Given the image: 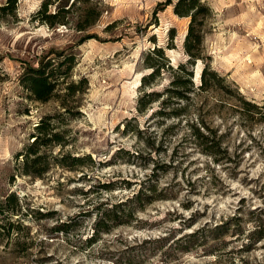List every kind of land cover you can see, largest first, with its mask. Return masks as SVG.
<instances>
[{
    "label": "rangeland",
    "instance_id": "374dc122",
    "mask_svg": "<svg viewBox=\"0 0 264 264\" xmlns=\"http://www.w3.org/2000/svg\"><path fill=\"white\" fill-rule=\"evenodd\" d=\"M67 1L68 9L73 0H52L49 13ZM167 1L75 3L68 27L39 20L47 0L0 9V198L14 191L28 212L21 244L0 240V264H264V0H207L213 13L203 29L204 59L192 67L196 93L171 100L175 72L165 67L145 89L162 97L140 111L150 53L162 48L167 61L154 55L152 62L174 69L190 57V18ZM96 6L95 25L78 31V17ZM89 34L98 37L78 44ZM52 52L76 58L42 102L23 78ZM206 64L224 79L201 90ZM69 84L77 90L71 96ZM45 118L63 146L41 150L50 162L45 175L21 174L22 154ZM62 154L91 159L70 170L59 165ZM150 181L156 191L146 189ZM140 190L154 201L92 237L99 211ZM70 219L71 231H60Z\"/></svg>",
    "mask_w": 264,
    "mask_h": 264
},
{
    "label": "trees",
    "instance_id": "16d2710c",
    "mask_svg": "<svg viewBox=\"0 0 264 264\" xmlns=\"http://www.w3.org/2000/svg\"><path fill=\"white\" fill-rule=\"evenodd\" d=\"M1 1V0H0ZM89 0H73L72 6L75 3L83 4ZM4 5L0 4V9L4 11L15 10L18 0H6ZM1 3V2H0ZM167 5L174 6V12L180 17L190 18V24L188 33L185 38V51L190 56L186 62L179 64L175 69L174 66L167 63L157 64L152 62L154 55L158 59L163 58V61L166 60L165 52L162 48H155L147 57L148 68H151L152 71L143 76L142 85L144 87L142 97L139 103V110L144 111L147 106L152 104L155 101L160 100L162 93L156 90L145 91L147 87H152L155 79L161 75L162 68H169L174 70V79L170 83V87L167 88V93H170L171 100H185L190 99L197 91V87L194 84V72L192 67L198 59L203 58V43H204V26L207 23L208 18L212 15V8L209 6L207 0H168ZM52 5V0H47L43 7L38 11V18L40 21L46 22L51 27L56 26H70L72 21L70 20V6L68 9V1L63 2L57 6V11L49 13V6ZM95 7H90L78 17L76 28L78 31H87L95 25L98 18H100V9ZM84 11V9H83ZM172 37L171 39L176 38L175 29L171 30ZM98 36L94 34H89L82 37L78 44L96 38ZM52 54H56L58 58V64L55 65L56 59L51 57ZM75 54L66 55L64 52L59 53H48L44 58L39 62L38 67L28 68L24 74V85L25 87L32 92L34 97L42 102L49 101L56 92L58 85L68 76H70L69 69L73 67L75 62ZM69 65L70 68L64 70L60 69L64 65ZM204 72H202V85L198 87L201 90L207 88H215L218 85L219 80H223L217 72L210 70L208 64L205 65ZM79 84H84L87 82L86 79H82ZM229 85V86H228ZM227 85V91L231 85ZM68 96L73 95L77 90L75 85L69 84L67 87ZM238 93V92H237ZM238 99L241 103L246 106L253 107L255 110H260L261 106L258 104L249 103L248 100L243 98L240 93H238ZM66 108V106L64 107ZM66 110H68L66 108ZM258 113V112H257ZM38 134L35 136L34 142L29 145L27 152L22 154L23 168L20 173L24 175L42 177L50 170V162L46 161V153H42V149L52 147L56 144L62 145L63 142L59 139V134L55 131V127L51 126L49 123V118L41 120V123L37 126ZM90 158L91 156H72L71 154H62L59 159V165L68 168L70 170H76L78 167L84 165V161ZM71 160L72 162H68ZM44 165V166H43ZM151 184L147 186L146 189L150 191H156V185ZM104 187L107 189L114 188V182H109L104 184ZM153 202V198L149 196L146 192L140 190L132 198H128L126 202L113 203L111 207H106L103 211L98 208L99 212L98 218L96 217V229L94 231V236H98L101 232L109 233L113 227L125 223L124 218L132 216L134 212L143 205L142 201ZM22 199L18 196L16 192H9L6 195H3L0 198V240L6 242L7 244H14L16 246L21 244V239L24 237L22 230L27 228L28 225L25 224L24 218L28 215V212L25 213L22 210ZM43 214L42 212H39ZM87 213V212H86ZM47 214V213H46ZM87 215V214H86ZM73 225L72 219L62 223L58 229L66 234L71 231Z\"/></svg>",
    "mask_w": 264,
    "mask_h": 264
}]
</instances>
